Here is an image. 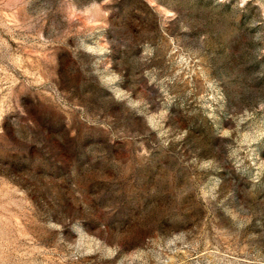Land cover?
<instances>
[{
	"label": "rangeland",
	"instance_id": "obj_1",
	"mask_svg": "<svg viewBox=\"0 0 264 264\" xmlns=\"http://www.w3.org/2000/svg\"><path fill=\"white\" fill-rule=\"evenodd\" d=\"M0 264H264V0H0Z\"/></svg>",
	"mask_w": 264,
	"mask_h": 264
}]
</instances>
